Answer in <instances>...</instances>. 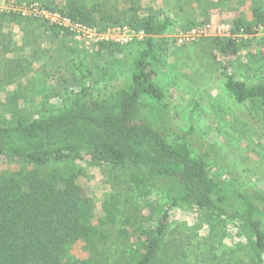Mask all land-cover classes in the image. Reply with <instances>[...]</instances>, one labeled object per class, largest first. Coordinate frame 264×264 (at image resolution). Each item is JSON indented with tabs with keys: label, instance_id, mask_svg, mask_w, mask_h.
Returning a JSON list of instances; mask_svg holds the SVG:
<instances>
[{
	"label": "trees",
	"instance_id": "1",
	"mask_svg": "<svg viewBox=\"0 0 264 264\" xmlns=\"http://www.w3.org/2000/svg\"><path fill=\"white\" fill-rule=\"evenodd\" d=\"M123 1L125 7L119 0H16L36 13L0 10V82L5 85L26 73V55L33 59L38 53L18 55L23 46L12 25L22 29V40L36 38L27 25H42L50 41L73 35L43 12L100 32L126 24L145 35L122 83L94 93L82 81L87 75L78 69V87L60 105L31 116H0V161L17 162L11 169H0V264H108L106 252L113 238L128 242L129 249L113 250L112 264H257L256 254L264 264V193L220 179L210 165V151L193 153L186 132L176 133L168 122L169 104L150 57L155 54L153 38L164 34L173 24L171 18H159L150 8L142 11L137 0ZM182 1L198 2L195 12L204 19L216 4ZM249 15L232 23V35L264 28L263 4L251 3ZM214 40L221 54H237L233 36ZM122 46L105 40L92 45L103 55L116 54ZM225 72L223 86L234 101L257 102L264 113V78L248 84ZM82 160L117 169L131 189L145 195H164L168 201L162 207L153 202L159 213L156 221L147 223L138 209L122 219L108 203L97 210L71 164ZM53 162L68 166L59 171ZM174 207H187L202 219L196 251L191 249L192 236L181 224L173 225ZM230 222L240 226L236 235L242 237L226 247L223 239L228 238ZM242 250L249 253L248 262L239 255Z\"/></svg>",
	"mask_w": 264,
	"mask_h": 264
},
{
	"label": "rangeland",
	"instance_id": "2",
	"mask_svg": "<svg viewBox=\"0 0 264 264\" xmlns=\"http://www.w3.org/2000/svg\"><path fill=\"white\" fill-rule=\"evenodd\" d=\"M137 1L142 11L150 8L151 12L158 13L159 18L166 15L173 22L164 34L153 38L155 54L150 57L155 79L164 90L169 104L171 129L178 134L186 132V141L193 153L210 151V165L220 179L240 188L252 187L264 193V113L257 102H235L223 86L225 71L248 84L264 78V28L259 27L251 34L234 35L239 45L233 57L217 50L213 38L221 36L212 30L204 31L191 41L178 40L194 27L220 23L232 25L241 17L249 19L251 3L256 1L264 6V0H214L216 4L206 19L200 16L198 10L195 12L196 1H190V5L182 0ZM119 4L127 5L123 0H119ZM28 8L25 3L17 5L16 0H0L2 11L36 13ZM43 14L47 18L50 16L47 12ZM12 27L17 34V42L23 46L18 55L34 50L38 53L33 54V59L26 55L30 65L18 81L11 85L0 82L2 117L14 112L22 116L36 115L43 108L60 105L64 97L76 91L81 79L78 69L87 75L82 81L88 90L102 93L126 80L132 56L144 46L145 35L137 33L131 42L122 44L116 54L103 55L92 47L94 39L77 38L76 32H72L68 39L54 37L50 41L42 25H27L36 38L22 40V29ZM47 53L51 56H46ZM55 55H58V61H53ZM168 137L172 139L173 135ZM16 163L2 159L0 169H11ZM71 164H74L80 175L78 181L86 187L97 210L104 203L115 205L125 219L130 212L138 209L143 220L153 224L159 216L153 202L162 207L168 201L164 195L153 191L145 195V192L131 189L117 169H104L85 160ZM52 166L62 171L68 165L53 162ZM171 210L173 225L181 224L192 236L191 249L196 251L195 247L201 243L203 235L202 219L194 216L187 207ZM228 224V238L223 239V243L231 247L242 234L236 235L240 226H234L233 222ZM108 246L106 259L108 264H112L113 250L127 249L129 243L113 238ZM239 255L246 262L250 260L245 250ZM255 259L257 264H262L260 255L256 254Z\"/></svg>",
	"mask_w": 264,
	"mask_h": 264
},
{
	"label": "built area",
	"instance_id": "3",
	"mask_svg": "<svg viewBox=\"0 0 264 264\" xmlns=\"http://www.w3.org/2000/svg\"><path fill=\"white\" fill-rule=\"evenodd\" d=\"M49 18L59 21L69 28L71 32H76L77 38L81 36L94 39V43L100 40L112 41L119 44H127L131 42L137 33L144 34L143 31H136L128 25H114L107 27L104 31L98 32L94 28H88L82 25L71 24L67 19H60L56 14H49ZM47 16V14H46ZM231 25L227 23H220L215 25L206 24L203 27L191 28L185 35L179 37V42L183 40H193L194 38L203 34L204 31H213L216 35L221 37H232Z\"/></svg>",
	"mask_w": 264,
	"mask_h": 264
}]
</instances>
